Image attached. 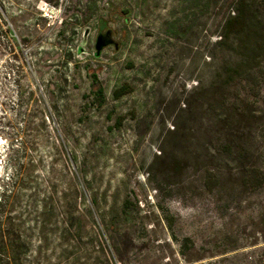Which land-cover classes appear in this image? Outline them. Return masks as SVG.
Masks as SVG:
<instances>
[{"label": "rangeland", "instance_id": "rangeland-1", "mask_svg": "<svg viewBox=\"0 0 264 264\" xmlns=\"http://www.w3.org/2000/svg\"><path fill=\"white\" fill-rule=\"evenodd\" d=\"M236 1L0 0V196L21 186L28 264H262L264 193L207 185L232 109L264 148V75L225 85ZM101 18L119 49L97 58Z\"/></svg>", "mask_w": 264, "mask_h": 264}, {"label": "trees", "instance_id": "trees-1", "mask_svg": "<svg viewBox=\"0 0 264 264\" xmlns=\"http://www.w3.org/2000/svg\"><path fill=\"white\" fill-rule=\"evenodd\" d=\"M47 2L59 6L60 0ZM235 8L234 15L225 22L224 37H239L236 45L241 60L239 64L226 69L225 85L233 90L244 87L250 97L249 93L264 75V0H237ZM108 25L107 20L98 19L97 34H114ZM11 50H15L14 46H11ZM93 78L96 79V76ZM97 93L99 104H102L103 89L99 88ZM128 94L126 87H122L115 92L114 98L119 100ZM243 110L242 112L241 109L234 108L228 115V134L224 136L222 143L226 152L215 153L214 160L217 165L212 172H208L207 185L217 197L225 194L231 178L237 181L238 188L235 191L238 190L239 195L264 193V167L261 165L264 148L259 135L262 128L252 123L254 111L249 105ZM237 112L241 113L236 114ZM239 130L247 134L239 135ZM20 187L17 185L14 190L4 191L0 196V264L29 263L31 245L29 230L26 228L28 217L16 211ZM258 225L261 228L259 234L262 235L264 219H259ZM177 242L184 254L195 248V242L190 237ZM262 258L260 262L264 264V257Z\"/></svg>", "mask_w": 264, "mask_h": 264}, {"label": "water", "instance_id": "water-1", "mask_svg": "<svg viewBox=\"0 0 264 264\" xmlns=\"http://www.w3.org/2000/svg\"><path fill=\"white\" fill-rule=\"evenodd\" d=\"M85 34H87V31ZM114 34H110V33H106V32L102 35L97 34L96 46H95V48H96L95 57L99 58L101 53L106 48H109L110 46H114L117 50L119 49L118 45L113 41V38L115 36Z\"/></svg>", "mask_w": 264, "mask_h": 264}]
</instances>
